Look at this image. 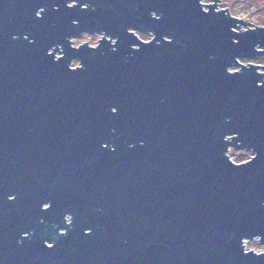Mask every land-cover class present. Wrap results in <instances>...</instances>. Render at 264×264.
<instances>
[{"label": "water", "instance_id": "obj_1", "mask_svg": "<svg viewBox=\"0 0 264 264\" xmlns=\"http://www.w3.org/2000/svg\"><path fill=\"white\" fill-rule=\"evenodd\" d=\"M74 1L0 0V264H264V27Z\"/></svg>", "mask_w": 264, "mask_h": 264}, {"label": "rangeland", "instance_id": "obj_2", "mask_svg": "<svg viewBox=\"0 0 264 264\" xmlns=\"http://www.w3.org/2000/svg\"><path fill=\"white\" fill-rule=\"evenodd\" d=\"M202 3L212 4V2L209 0H205ZM216 7H218L217 10L226 8L228 15L233 16L237 19H241L242 21H248L249 23L239 24L238 29L241 31L248 28H254L255 26L264 27V0H219ZM137 36L144 41H148L152 38L151 34ZM101 37L102 34L99 33L95 35L85 34L78 37L77 39H72L71 43L73 45H79L83 42H87L90 45H95L98 39ZM56 55H59V52H57ZM238 62L244 65H247V63L254 65H264V55H259L249 59L238 58ZM70 65L77 66L78 61L72 60ZM239 69L240 65L238 64L229 67L230 71H238ZM253 154L254 152L251 149H235L233 147H229L227 150V155L229 156L230 160L235 163L244 162L250 159ZM249 247L260 249L259 245L255 241L250 242L247 244V246H245V248L247 249H249Z\"/></svg>", "mask_w": 264, "mask_h": 264}, {"label": "flooded vegetation", "instance_id": "obj_3", "mask_svg": "<svg viewBox=\"0 0 264 264\" xmlns=\"http://www.w3.org/2000/svg\"><path fill=\"white\" fill-rule=\"evenodd\" d=\"M90 1L91 0H89V1H87L86 0V2L83 4V6H89L90 5ZM203 1H205V0H199V2L201 3V7H202V9H206L207 8V6L209 5V4H204V3H202ZM209 1H211L212 2V4H215V6H217V2L219 1V0H209ZM68 4L69 5H74V4H76V1H74V0H68ZM218 9V7H216V9L215 10H217ZM150 14V16H155V17H158L159 16V14L157 15V14H155L154 12H151V13H149ZM131 31L137 36V35H146V34H151L152 35V37H153V34L151 33V32H140L138 29H131ZM88 35L89 33H85V32H83V33H81V34H79L77 37H75V39H77L78 37H80V36H82V35ZM95 34H97V33H95ZM95 34H89V35H95ZM100 34V33H99ZM138 37V36H137ZM72 39H74V38H72ZM72 39H71V42H72ZM142 40V39H141ZM144 41V40H143ZM87 43V42H86ZM88 44V43H87ZM97 44V43H96ZM96 44L95 45H90V44H88L89 46H96ZM73 45V44H72ZM80 45V44H79ZM79 45H73V46H79ZM72 67H75V66H72ZM14 197L13 196H10V197H8V200H11V199H13ZM48 205L47 204H43L42 205V207L43 208H46ZM64 222L65 223H67V224H69L70 223V221H69V215H66V216H64ZM26 234H24L23 235V233L21 234V237H19V238H17V242H21V238H23V236H25ZM253 241H255V242H257V244L259 245V247H260V249H254V248H250L249 247V249H247V248H245V246H247V244L248 243H250V242H253ZM48 245H50L51 244V242L50 241H47L46 242ZM242 248H243V251L244 252H246V251H252V252H254V253H256V254H258V253H264V243H261L260 242V237L259 236H254V237H251V238H243L242 239ZM4 250L5 251V247H1L0 246V251L1 250ZM0 261H1V254H0Z\"/></svg>", "mask_w": 264, "mask_h": 264}]
</instances>
